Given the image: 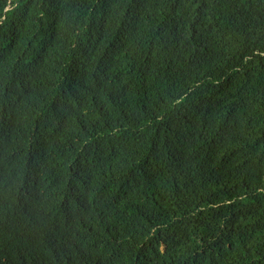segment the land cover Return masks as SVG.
Here are the masks:
<instances>
[{
	"label": "trees",
	"instance_id": "trees-1",
	"mask_svg": "<svg viewBox=\"0 0 264 264\" xmlns=\"http://www.w3.org/2000/svg\"><path fill=\"white\" fill-rule=\"evenodd\" d=\"M0 264H264V0H0Z\"/></svg>",
	"mask_w": 264,
	"mask_h": 264
}]
</instances>
